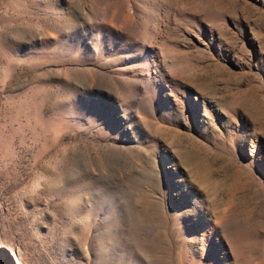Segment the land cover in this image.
<instances>
[{
    "label": "rangeland",
    "instance_id": "obj_1",
    "mask_svg": "<svg viewBox=\"0 0 264 264\" xmlns=\"http://www.w3.org/2000/svg\"><path fill=\"white\" fill-rule=\"evenodd\" d=\"M0 264H264V0H0Z\"/></svg>",
    "mask_w": 264,
    "mask_h": 264
}]
</instances>
